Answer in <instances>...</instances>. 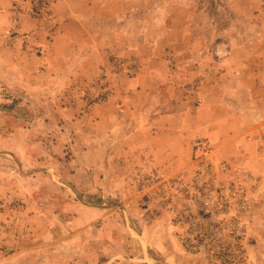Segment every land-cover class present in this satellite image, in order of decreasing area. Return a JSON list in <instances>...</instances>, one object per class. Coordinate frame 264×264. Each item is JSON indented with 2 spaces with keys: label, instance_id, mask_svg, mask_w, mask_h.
<instances>
[{
  "label": "rangeland",
  "instance_id": "obj_1",
  "mask_svg": "<svg viewBox=\"0 0 264 264\" xmlns=\"http://www.w3.org/2000/svg\"><path fill=\"white\" fill-rule=\"evenodd\" d=\"M8 1L0 0L2 9ZM22 1L11 9V33L2 35L0 51L27 36L25 26L50 15L51 0ZM26 3L30 6L24 8ZM97 3L92 18L98 24L106 13L140 14L142 50L153 41L157 53L172 59L171 78H188L184 87L194 98L193 115L204 110L226 115L217 135L194 143L209 139L215 163L232 165L229 178H237V169L247 173L252 216L240 252L248 263L264 264V0ZM47 26L43 22L34 29L49 34ZM0 59V264H210L206 254L186 252L176 219L184 200L163 195L169 187L156 185V169L138 168L127 187L91 190L83 178L76 189L78 168L91 158L79 155L85 139L77 131L85 125L65 106L69 90L60 91L56 76L41 69L32 73L25 63L11 67L9 51L0 52ZM116 61L122 69L137 66ZM181 63L186 69L180 70ZM235 66L236 76H221ZM217 82L222 104L204 105L200 92L205 88L212 97L209 85ZM99 87L93 96L84 90L82 98L104 101L105 86ZM219 178L227 179L222 173Z\"/></svg>",
  "mask_w": 264,
  "mask_h": 264
},
{
  "label": "crops",
  "instance_id": "obj_2",
  "mask_svg": "<svg viewBox=\"0 0 264 264\" xmlns=\"http://www.w3.org/2000/svg\"><path fill=\"white\" fill-rule=\"evenodd\" d=\"M21 1L9 0L4 9L0 5V19L6 18L0 22V40L3 41V34L11 33V9L15 2ZM97 4V0H51L50 15L35 22V25L47 23L50 33L35 30V25L25 26L22 32L29 34L14 46L7 43V48L0 52L11 53L14 60L11 67L25 63L32 73L41 69L43 75L56 76L53 80L57 78L61 83L60 91L69 90L65 106L78 113L75 120L85 125V129L80 126L77 131L85 139L79 155L91 158L78 168L79 174L73 180L79 187L76 189L80 190L83 178L91 190L103 185L127 187L138 168L166 171L174 176L191 166L194 141L217 135L218 128L226 124V115L205 110L193 115L194 98L184 87L188 78L180 81L171 78L172 59L157 53L153 41L147 52L142 50L146 44L138 36L140 14L127 17L106 13L98 24L92 18ZM29 6L24 4V8ZM140 40H144L143 45ZM174 55L177 57L176 52L170 54ZM118 58L136 63L133 76L116 66ZM34 63H40V68ZM179 68L186 69V64L181 63ZM236 70V66L226 68L221 76L234 77ZM99 85L105 86L104 101L82 98L84 90L91 96L98 94ZM216 85L218 82L209 85L214 91L212 97L206 96L205 88L200 92L204 105L211 102L210 105L219 108L222 104L219 97L222 85Z\"/></svg>",
  "mask_w": 264,
  "mask_h": 264
},
{
  "label": "built area",
  "instance_id": "obj_3",
  "mask_svg": "<svg viewBox=\"0 0 264 264\" xmlns=\"http://www.w3.org/2000/svg\"><path fill=\"white\" fill-rule=\"evenodd\" d=\"M136 69L131 65L123 70L133 76ZM214 159L212 142L201 139L193 144L189 168L174 176L157 170L153 176L158 187H169L163 195H170L173 202L175 196L184 200L176 219L186 252L206 254L210 264H250L240 252L252 216V201L245 185L248 175L237 169V178H229L232 165L217 164ZM220 173L227 179L220 180Z\"/></svg>",
  "mask_w": 264,
  "mask_h": 264
}]
</instances>
